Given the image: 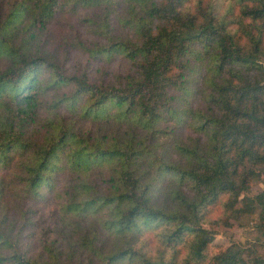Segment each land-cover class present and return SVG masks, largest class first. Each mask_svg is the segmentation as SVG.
<instances>
[{"label":"trees","instance_id":"trees-1","mask_svg":"<svg viewBox=\"0 0 264 264\" xmlns=\"http://www.w3.org/2000/svg\"><path fill=\"white\" fill-rule=\"evenodd\" d=\"M73 14L89 39L59 34L85 60L68 69L36 31ZM116 59L122 71L88 68ZM263 62L264 0L13 1L0 15V264H264L235 242L208 249L215 224H264V183L251 188ZM51 193L37 228L24 202Z\"/></svg>","mask_w":264,"mask_h":264},{"label":"rangeland","instance_id":"rangeland-1","mask_svg":"<svg viewBox=\"0 0 264 264\" xmlns=\"http://www.w3.org/2000/svg\"><path fill=\"white\" fill-rule=\"evenodd\" d=\"M15 0H0V15L4 12H7L11 8V4ZM80 15L73 14L71 16L72 25H63L58 24L56 22H50L47 24V28H42L38 31L37 37L38 40L42 43L43 47L47 51H54L57 57L62 58V53H66V58H64V63L68 67V69H74L79 65L84 63L83 56H81L80 51L76 50L72 46H68L66 50H64V45L62 40L60 39L59 34H65L72 37V33L78 32L79 35L85 39H89V34L86 30V27L83 26L81 23L78 22V17ZM264 67V62H263ZM88 68L94 72L95 75L99 74L100 71H106L108 74L115 71H122L124 68V63L116 59L110 63L104 62H89ZM93 124L91 122H84V127H88V125ZM98 125L93 124L92 128L96 129ZM96 127V128H95ZM113 128L112 126L109 127L111 131ZM194 134V133H192ZM191 134V135H192ZM60 183L63 181L61 178ZM264 183L263 181H256L252 184L251 188L256 189L258 187H262ZM57 198L53 197V194H49V197L45 200L39 201H25L24 205H29L33 207L36 212L32 217L36 220L35 225L36 227H40L46 224H49L52 219V209L55 205V201ZM242 221H246L244 226H237L235 221L228 220V222H222L219 224L213 225V229L215 231L213 235L212 241L208 244L209 251H215L217 249L223 248L228 245L230 242L238 243L242 249L244 250V254L249 253L250 255L252 252L249 251L250 247L256 248L259 252L264 253V224L262 226H257L255 223L258 222L260 224V220H257L255 214L249 215L246 218H242ZM35 225L31 226L34 227ZM33 230L35 233L38 231L37 228ZM26 230L25 236L26 240H29L31 237Z\"/></svg>","mask_w":264,"mask_h":264}]
</instances>
